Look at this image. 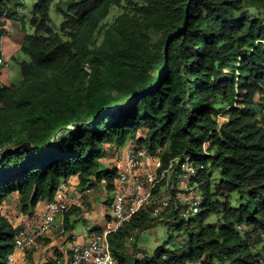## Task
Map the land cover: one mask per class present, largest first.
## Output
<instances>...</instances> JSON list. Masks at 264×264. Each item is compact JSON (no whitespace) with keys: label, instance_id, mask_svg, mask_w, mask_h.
Wrapping results in <instances>:
<instances>
[{"label":"trees","instance_id":"1","mask_svg":"<svg viewBox=\"0 0 264 264\" xmlns=\"http://www.w3.org/2000/svg\"><path fill=\"white\" fill-rule=\"evenodd\" d=\"M21 1L0 0V58ZM52 2L33 8L34 34L20 48L28 61L14 58L22 86L0 85V264L22 228L3 214L10 196L30 216L75 176L83 190L114 192L108 147L138 132L135 145L165 165L190 160L202 201L188 217L181 208L140 213L110 237L119 263L261 264L264 0H70L57 6L59 28ZM113 8L123 12L106 23ZM160 224L184 238L178 250L120 253L132 233Z\"/></svg>","mask_w":264,"mask_h":264},{"label":"built area","instance_id":"2","mask_svg":"<svg viewBox=\"0 0 264 264\" xmlns=\"http://www.w3.org/2000/svg\"><path fill=\"white\" fill-rule=\"evenodd\" d=\"M6 62L0 58V67ZM116 197L110 211L113 223L104 230L89 236L87 243H76L71 248L70 264H120L116 259L110 237L117 234L140 214L146 213L153 218H160L168 209L174 207L179 195L165 196L159 186L170 185L171 174L176 175L180 189L188 192L193 189L196 168L188 158H178L165 165L159 156L139 146H132L118 166ZM92 189L77 193L69 180L62 181L54 198L46 202V211L40 222H33L22 227L15 239V252L27 253L52 231L59 217H64L74 207H81L88 212L90 207L84 204V197L90 196ZM185 216V212L181 211ZM132 242L133 238H129ZM15 253L8 257L7 264H14ZM264 264V258L259 259ZM61 264V261H58Z\"/></svg>","mask_w":264,"mask_h":264},{"label":"rangeland","instance_id":"3","mask_svg":"<svg viewBox=\"0 0 264 264\" xmlns=\"http://www.w3.org/2000/svg\"><path fill=\"white\" fill-rule=\"evenodd\" d=\"M38 0H22V6L19 8L16 19L17 21L11 24V30L13 33L5 36L4 42H2L3 48L8 56L10 67L9 70L0 69V85H16L18 87L22 86V75L19 64L14 61L13 58L17 59L19 62L28 61V58L21 53L20 48L22 42L18 41V38L22 37V40L26 35L34 34V29L31 26L32 21V11ZM70 0H53L50 8V17L51 21L57 28L62 24V16L57 12V6L61 3L68 2ZM123 12L121 8H113L110 16L105 21L106 23H113L115 19ZM227 106H223V110L220 114V119L225 121L227 119L226 115ZM143 136L142 132H138L135 138V141L129 140L123 147L109 146L110 155L112 158L111 164L113 167H117L123 161L124 156L130 147L135 146L137 138ZM111 147V148H110ZM109 155V156H110ZM219 171L212 169L213 178L216 180L218 177ZM170 185H161L159 186L160 192L163 195H179L178 199L174 200V207L172 209L181 208V211L185 212V216L188 217L191 213H197V207L202 201L201 191L198 187V184L193 187L192 190L184 192L180 189V185L176 179L175 174H171L169 178ZM115 196L114 192L103 190L102 194L98 195L97 198L99 201L104 203V206L95 211L93 216V225H91L90 232L97 233L105 229L108 218L113 220V216L110 211L111 203L113 202L112 198ZM84 204H87L84 200ZM163 219V218H162ZM214 219L211 218L210 221ZM78 229H81L79 225ZM132 237L133 241L130 242L129 238ZM127 239H125L123 244V252L126 253L128 257L134 254V246L138 249L144 251L147 256H153L155 253L160 251L163 248L178 250L182 246L184 240L183 237H179L177 232H169L168 229L160 224L154 229H150L141 233H132ZM112 246V245H111ZM139 250V251H140ZM255 251L262 253V258H264V236L260 244L255 247Z\"/></svg>","mask_w":264,"mask_h":264},{"label":"crops","instance_id":"4","mask_svg":"<svg viewBox=\"0 0 264 264\" xmlns=\"http://www.w3.org/2000/svg\"><path fill=\"white\" fill-rule=\"evenodd\" d=\"M12 31V32H10ZM11 34L13 29L8 31ZM9 33H6L7 36ZM3 37L2 42H4L6 37ZM18 41L23 42L22 37L18 38ZM2 46V59L6 62L5 66H1V70H9V54L4 50ZM14 59V58H13ZM10 85V84H9ZM110 155V154H109ZM103 161L104 168H112L113 163L111 155ZM124 159V158H123ZM123 162V161H122ZM119 163L120 165L122 164ZM119 166V165H118ZM117 166V167H118ZM70 184L75 189L77 193H82L84 190L79 187V178L77 176L69 179ZM92 189V194L90 196L84 197L86 205L90 207L88 212H85L81 207H74L69 215L64 217H59L57 219L56 227L50 231L45 237H43L36 246L28 251L27 253H22L20 251L15 252L14 264H46L50 260L60 259L61 264H70L71 259V248L74 244H85L88 241L90 235L94 234L90 232V226L93 225V216L95 211L104 206L102 201L97 198L98 195L102 194L103 190H106L104 184L95 185ZM116 197V191H114ZM20 198L19 194H14L10 196L4 203L3 214L8 217L15 227H24L33 222H40L43 214L46 211V202H41L34 210H32L31 215H24L19 209ZM109 221V222H108ZM107 226L112 225L113 220L108 218ZM81 226L79 230L78 227ZM113 253L115 252V247L111 246ZM123 250L120 251L122 253ZM127 256L126 253H122Z\"/></svg>","mask_w":264,"mask_h":264}]
</instances>
